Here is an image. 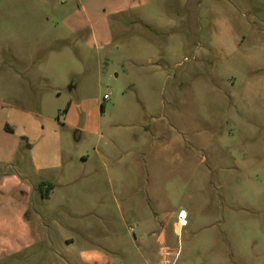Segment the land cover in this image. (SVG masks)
<instances>
[{
  "label": "rangeland",
  "instance_id": "374dc122",
  "mask_svg": "<svg viewBox=\"0 0 264 264\" xmlns=\"http://www.w3.org/2000/svg\"><path fill=\"white\" fill-rule=\"evenodd\" d=\"M0 100L30 111L7 133L15 165L57 164L58 145L60 168L39 173L71 183L46 205L38 194L31 246L0 264H70L75 231L53 210L64 192L104 215L92 227L120 239L115 264L150 213L181 209L167 264H264V0H9Z\"/></svg>",
  "mask_w": 264,
  "mask_h": 264
},
{
  "label": "crops",
  "instance_id": "0c3cea01",
  "mask_svg": "<svg viewBox=\"0 0 264 264\" xmlns=\"http://www.w3.org/2000/svg\"><path fill=\"white\" fill-rule=\"evenodd\" d=\"M8 1L0 0V11ZM16 75L17 79L27 83V86L22 85L23 91L28 89L29 80L26 74ZM6 87L5 90L8 91L9 87ZM29 113L27 106L14 105L0 100V263L3 259L21 256L31 246L33 240L29 217L32 215L31 210L37 196L40 195L43 204L46 205L51 199V191L53 192L56 186L57 188H68L71 184L66 181L69 178V170L65 171L64 169L62 173H57L53 182L47 177L43 178L39 173L48 167L50 169L60 168L61 163H59L57 154L61 153V149L58 145L56 153H54V160H57V164L51 162L48 166H38V157L33 155L32 159L35 161L33 169L27 163L23 167L19 164L15 165V161L22 153L20 152V149H23L22 142L9 141L7 133L14 132L11 123L20 119L27 121L30 118ZM7 127L10 130H7ZM107 172L109 175V170ZM114 173L119 175L120 171L114 170ZM41 183L45 184L43 189L40 187ZM48 185H51L50 190L46 192ZM41 190L45 192V196L42 195ZM57 196L59 199L53 205V210L57 209L59 213L57 214L59 219L56 223L57 228L60 223H64L67 227L72 228L71 231H75V235L70 234L62 237L66 243L64 246L66 253L70 256V264H115V260L110 256L112 249L110 241L120 239L111 238L109 233L103 231L94 233L92 227L95 222L102 224L104 215L103 217L91 216L87 209L88 205L86 208L77 205L73 208L72 203L67 200L66 192ZM60 211L62 215H60ZM33 214L37 217V223H42V213L35 212ZM67 217L70 221V218H73L75 224L70 223ZM182 228L178 216L176 219H165L152 212L149 218L145 219L139 238H136L134 234V239L127 242L128 246L126 243H120L115 245L117 248L114 251L123 258L126 264H167L171 253L176 251L172 245L170 246L171 237H176L179 240L182 236ZM76 237L78 238L76 239ZM79 240L84 243H79L81 244L80 250L75 253L73 246ZM135 255H137L136 258Z\"/></svg>",
  "mask_w": 264,
  "mask_h": 264
},
{
  "label": "built area",
  "instance_id": "2783aa9c",
  "mask_svg": "<svg viewBox=\"0 0 264 264\" xmlns=\"http://www.w3.org/2000/svg\"><path fill=\"white\" fill-rule=\"evenodd\" d=\"M187 217L188 214L185 210H181L178 214V220L179 223L181 224V226H186L187 225ZM131 231L133 232V229H131Z\"/></svg>",
  "mask_w": 264,
  "mask_h": 264
},
{
  "label": "trees",
  "instance_id": "16d2710c",
  "mask_svg": "<svg viewBox=\"0 0 264 264\" xmlns=\"http://www.w3.org/2000/svg\"><path fill=\"white\" fill-rule=\"evenodd\" d=\"M67 110H68V107L65 109V111H67ZM7 130H10V129H8V127H7ZM26 146H27V147H29V145H28V144H27ZM44 186H45V184H44V183H41V184H40V187H41L42 189L44 188ZM50 186H51V185H48V187H47V189H46V192L50 190V189H49V188H50ZM41 191H42V195H44V196H45V192H44L43 190H41Z\"/></svg>",
  "mask_w": 264,
  "mask_h": 264
}]
</instances>
